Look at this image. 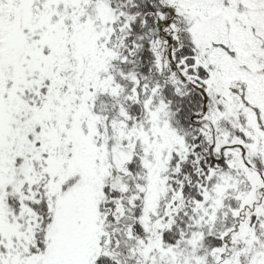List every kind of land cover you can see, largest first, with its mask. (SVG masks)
I'll return each mask as SVG.
<instances>
[{"label": "snow or ice", "instance_id": "6c2138e0", "mask_svg": "<svg viewBox=\"0 0 264 264\" xmlns=\"http://www.w3.org/2000/svg\"><path fill=\"white\" fill-rule=\"evenodd\" d=\"M0 264H264V0H0Z\"/></svg>", "mask_w": 264, "mask_h": 264}]
</instances>
